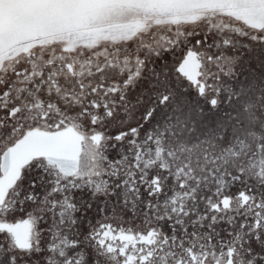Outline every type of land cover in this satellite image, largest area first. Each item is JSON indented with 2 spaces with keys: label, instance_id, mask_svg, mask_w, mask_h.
<instances>
[{
  "label": "snow or ice",
  "instance_id": "6c2138e0",
  "mask_svg": "<svg viewBox=\"0 0 264 264\" xmlns=\"http://www.w3.org/2000/svg\"><path fill=\"white\" fill-rule=\"evenodd\" d=\"M0 264H264V0H0Z\"/></svg>",
  "mask_w": 264,
  "mask_h": 264
}]
</instances>
